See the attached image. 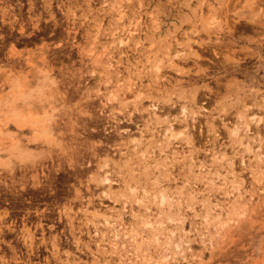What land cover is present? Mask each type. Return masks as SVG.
Instances as JSON below:
<instances>
[{
    "label": "rangeland",
    "instance_id": "374dc122",
    "mask_svg": "<svg viewBox=\"0 0 264 264\" xmlns=\"http://www.w3.org/2000/svg\"><path fill=\"white\" fill-rule=\"evenodd\" d=\"M0 196V264H264V0H0Z\"/></svg>",
    "mask_w": 264,
    "mask_h": 264
},
{
    "label": "flooded vegetation",
    "instance_id": "af4514ba",
    "mask_svg": "<svg viewBox=\"0 0 264 264\" xmlns=\"http://www.w3.org/2000/svg\"><path fill=\"white\" fill-rule=\"evenodd\" d=\"M10 202L11 201H7L6 200L5 196H0V213H1L0 214V218L4 217L3 220L2 219L0 220V248H1V242H4L3 240H4V236H5V228H6V224H5V218H6V214L5 213L6 212L5 211L6 210L9 209L12 212H18V213H20V215L18 217L22 218V217H28L30 212H35L38 204H46L45 201H42V200H39V199L26 200L25 203H27L29 205L24 206L22 204V202H18V204H21L20 207H15V208L11 209L12 205H10ZM7 205H9V206L7 207ZM12 219H13L14 222L16 221V218H11L10 221H12ZM23 220L24 219L22 218L21 219V223L24 222Z\"/></svg>",
    "mask_w": 264,
    "mask_h": 264
},
{
    "label": "bare ground",
    "instance_id": "6f19581e",
    "mask_svg": "<svg viewBox=\"0 0 264 264\" xmlns=\"http://www.w3.org/2000/svg\"><path fill=\"white\" fill-rule=\"evenodd\" d=\"M218 44V43H217ZM41 69V68H40ZM155 107V106H154ZM18 118H19V116H13L12 117V119L15 121V122H20L19 120H18ZM21 120H23L24 119V117H22V118H20ZM28 120V119H27ZM27 120H23V121H27ZM29 121H31V120H29ZM24 122V123H25ZM37 122V121H36ZM21 123H22V121H21ZM27 123V122H26ZM46 130V129H45ZM123 131H124V129H123ZM44 132H46V131H44ZM90 160V159H89ZM88 166V165H87ZM110 173V172H109ZM102 179H101V181H106L108 178H107V176H103V177H101ZM100 180V179H99ZM4 218V217H3ZM2 218V219H3ZM10 225V224H9ZM12 225V224H11ZM72 226V225H71ZM10 227V226H9ZM43 230V229H42ZM69 232V231H68ZM14 236H15V234H14ZM58 240H59V236L57 237V236H54V237H52V239H51V241H50V245H51V247H53L54 249H56L57 250V244H58ZM24 242V241H23ZM74 242V244L76 245L77 243H78V241L77 240H74L73 241ZM26 247V246H25Z\"/></svg>",
    "mask_w": 264,
    "mask_h": 264
}]
</instances>
